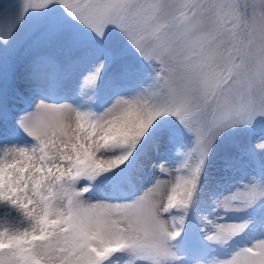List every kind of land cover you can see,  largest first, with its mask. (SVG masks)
Masks as SVG:
<instances>
[{"label": "snow or ice", "instance_id": "obj_1", "mask_svg": "<svg viewBox=\"0 0 264 264\" xmlns=\"http://www.w3.org/2000/svg\"><path fill=\"white\" fill-rule=\"evenodd\" d=\"M0 264H264V0H0Z\"/></svg>", "mask_w": 264, "mask_h": 264}, {"label": "rangeland", "instance_id": "obj_2", "mask_svg": "<svg viewBox=\"0 0 264 264\" xmlns=\"http://www.w3.org/2000/svg\"><path fill=\"white\" fill-rule=\"evenodd\" d=\"M160 157H158L157 159H159ZM169 159L171 160L172 157L170 156ZM177 168L180 167V165H176ZM251 169L250 168H242L237 172H234L232 174V176H230L224 183L223 186L221 188L218 189V194H226L228 191H230L232 189L233 182L239 180L240 178H242L243 176H245L248 172H250ZM183 171H173V174L171 177L169 176H164L161 177V179H167V180H172L174 182V178L176 175H183ZM152 173H149L148 175H146L145 180L147 181L148 179H151ZM218 211H222V210H218Z\"/></svg>", "mask_w": 264, "mask_h": 264}]
</instances>
